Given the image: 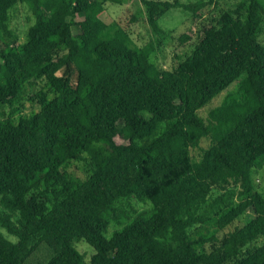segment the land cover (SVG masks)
Here are the masks:
<instances>
[{
    "label": "trees",
    "instance_id": "16d2710c",
    "mask_svg": "<svg viewBox=\"0 0 264 264\" xmlns=\"http://www.w3.org/2000/svg\"><path fill=\"white\" fill-rule=\"evenodd\" d=\"M106 2L120 3L0 0V106L14 114L36 80L49 90L34 98L37 112L0 127V264L38 253L37 264H264V193L252 179L264 163V0L203 26L167 73L157 46H133L97 17ZM140 3L163 37L161 13L205 6ZM17 5L33 17L23 43L9 29ZM73 163L81 176L68 172ZM131 197L151 212L108 237L124 216L116 204ZM244 214L242 227L223 233ZM79 241L94 250L88 262Z\"/></svg>",
    "mask_w": 264,
    "mask_h": 264
},
{
    "label": "rangeland",
    "instance_id": "374dc122",
    "mask_svg": "<svg viewBox=\"0 0 264 264\" xmlns=\"http://www.w3.org/2000/svg\"><path fill=\"white\" fill-rule=\"evenodd\" d=\"M120 3L106 2L98 11L97 17H99L104 23H116L120 32L118 36L120 38L127 36L132 41L133 46L142 47L147 43H152L157 46V64L167 73L171 71L176 65L177 57L184 58L189 54L193 48L196 37L199 35L203 26L210 23V21L217 19L223 12L227 10H235L238 4L244 0H177L183 4H204L205 6L200 9L196 14L192 12L183 11L181 9H172L165 13H161L158 18V23L167 36L155 35L149 28L146 22V12L140 0H118ZM155 1H168L174 2L175 0H155ZM235 18L240 19L241 22L245 20V13L241 12L240 15ZM33 23V17L23 5L15 6L10 12L9 29L14 33L18 43L25 41V36L28 27ZM77 28H74V35L77 34ZM186 35L188 40L184 43L180 42V38ZM258 41L264 44V16L262 18V24L260 26ZM236 86L230 87V91H234ZM41 92L48 93L43 80H36L33 86H27L22 93V100L13 107L17 109L14 114H11L12 110L9 107L0 106V127L4 126L7 120L16 117H26L37 112L39 106L34 98ZM225 93H221L212 102L202 109L199 114L204 117L206 111L210 107L218 106ZM13 115V116H12ZM117 144L122 141L119 138L115 139ZM151 139L141 141L143 144L150 143ZM201 148L208 147L207 139H204L200 145ZM198 150H192L191 154L194 158L198 157ZM83 171L82 163H73L68 172L76 176H81ZM252 179L254 188L259 193H264V163L261 169L252 173ZM118 211L123 213V217L120 219L121 225L110 223L108 226L107 236L109 237L112 232L119 229L123 224L131 221V219L138 213L148 215L151 212V205L148 202H141L131 197L129 199L119 200L116 204ZM249 215H243L232 225L223 230V233L233 231L235 228L242 227ZM12 240H14L12 238ZM264 242V238L259 239L257 245ZM75 247L79 253L84 256L86 262L89 261L94 250L89 247L84 241L75 243ZM207 248V247H206ZM42 256L38 253L35 258L29 264H37Z\"/></svg>",
    "mask_w": 264,
    "mask_h": 264
}]
</instances>
